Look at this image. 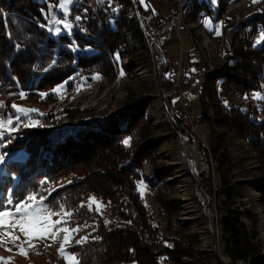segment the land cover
Returning <instances> with one entry per match:
<instances>
[{"label":"rangeland","instance_id":"1","mask_svg":"<svg viewBox=\"0 0 264 264\" xmlns=\"http://www.w3.org/2000/svg\"><path fill=\"white\" fill-rule=\"evenodd\" d=\"M42 1L47 2L48 6L46 28L50 36L59 39V36H69L73 32L74 37L94 45L91 40L81 38L83 34L76 30V27L68 26L67 19L76 14L73 9L78 7V0ZM216 1L209 2L211 15H200L198 21L185 15L182 29L177 32L172 28L168 30L166 23L164 28L155 34L153 46H150L151 41L144 38L140 22L139 29L143 39L141 48L132 54L124 55L120 62H117L118 65L113 57L109 58L113 70L107 68L104 75L93 72L77 76L49 91H21L12 105L31 111L18 113L12 105L5 106L2 102L0 120L11 117L17 129L15 132L6 131V137L12 133L22 134L32 128L54 133L87 126L92 129L118 113L130 110L138 111V114L140 112L142 116L136 123L137 127L134 124V134L122 137V142L130 138L129 152L122 155L123 160L118 159L114 170L122 171V167L130 164L141 148L144 149L145 154L138 157L142 163L138 192L152 218V224L166 237L173 234L181 239L195 237L194 241L192 238L190 240L194 250L207 258L205 264H232L225 254V245L221 239L220 220L229 216L227 207L229 211L240 214L238 222L249 235L254 236L260 255H264V203L260 190L264 187V176L262 162L247 140L238 133L240 130L235 129L232 114L228 111L232 108L244 112L250 110L255 113L257 119L264 120V92H252L241 98H221L216 94L214 79L212 83L209 80L210 88L205 85V96L201 97L199 91L203 75L216 78L218 73L229 67L231 30L250 22L257 15H264V12L258 7L259 1L263 0H248L246 5L240 2L230 3L223 9L221 16H225L228 23L237 16L245 20V23L234 28L231 24L222 27L220 22L213 19ZM104 5L115 13L110 0L98 1V8L105 7ZM148 6L150 14L146 16L145 22L155 19L150 18L151 14L157 18H168L173 8L172 4L165 0H149ZM98 17L101 22L97 28L100 45L102 42L104 44L102 32L105 33L110 27H114V24L111 16L100 14L99 9ZM205 21L208 23L205 24ZM217 29L219 35L216 34ZM122 32L126 36V32ZM262 37L264 32L253 34V46H259L264 40ZM155 47L159 48L161 59L164 56L163 51L166 53L167 58L165 57L163 62L169 64L167 78L173 81V84H163L162 69L159 62L156 63L153 59ZM90 50V46H84V51ZM191 61H198V72L189 67ZM127 66L128 71H125ZM84 76H91L92 82L86 83ZM25 124L34 126L25 127ZM120 137L121 135L118 138ZM4 145L5 143L0 144V150ZM114 146L117 147L116 143ZM0 155H3L1 151ZM92 161L95 162L92 166L78 165L75 170L79 169L83 173L94 170L92 174L97 172L106 177L102 169L97 168L98 161L95 156ZM109 162L104 161V168L107 165L112 166V162ZM1 167L2 164L0 172ZM69 182V178H66L61 184ZM224 183L234 192L233 199L229 201L232 204L227 203L225 197L219 199L218 191ZM260 184V188H256ZM159 187V195L161 194L167 206L171 208L169 220L172 225L168 224V228L155 200V191ZM90 197L100 206L99 210H96V204H93L94 213L103 219L106 226H111L115 218L111 215L109 202L90 194L87 207ZM14 207L15 204H9L5 209L0 207V210L14 212ZM43 207L48 209L45 201ZM60 218L55 215L52 217L53 220ZM61 227L78 229L71 233L70 241L65 245L70 252L72 246L78 245L76 241L82 237L87 239L95 226L92 223L82 226H71L67 223ZM13 232L19 237L16 241L3 236V229H0V238L6 241L0 245V264H66L65 259L58 253L65 233L60 232L55 240L34 239L30 242L33 246L29 247V242H26L19 228L13 229ZM21 246L27 255L19 253ZM196 255H184L180 258V264H198ZM236 264L248 263L238 261Z\"/></svg>","mask_w":264,"mask_h":264},{"label":"trees","instance_id":"2","mask_svg":"<svg viewBox=\"0 0 264 264\" xmlns=\"http://www.w3.org/2000/svg\"><path fill=\"white\" fill-rule=\"evenodd\" d=\"M110 1L116 14L107 5L98 9L100 14L111 16L114 27L102 32L104 44L93 45L74 37L72 32L69 36H59V39L50 36L46 28L48 6L45 1L0 0V103L12 105L21 91H49L77 76L93 72L104 75L107 68L114 69L109 58L113 57L117 64L124 55L140 49L143 39L135 5L129 0ZM237 1L217 0L213 19L218 21L223 9ZM209 2L189 0L186 17L198 21L200 15H211ZM75 11L79 17L82 13L80 5L73 9ZM150 18L157 16L150 15ZM258 31L264 32V15H257L250 22L231 30L229 67L218 73L216 78L202 76L201 97L206 95L205 85L210 88L209 80L212 83V79L216 94L221 98H241L252 92H264V40L259 46L252 43V36ZM84 46H90L91 50L84 51ZM153 53V59L162 69L163 84H173L167 78L169 64L163 62V57L161 59L159 48L155 47ZM124 70L128 71V66ZM131 111L118 113L92 129L87 126L54 133L32 128L0 139V144L5 143L0 151L6 158L0 173V207L5 209L9 200L16 204L35 193L37 199L40 195L45 197L48 209L59 211L63 205L71 211L73 215L68 225L92 223L95 227L86 241L70 248L79 264H180L181 257L195 253L198 264H205L207 258L194 250L192 241L195 237L181 239L176 234L166 237L152 224L138 192L142 167L138 157L145 154L144 149L141 148L136 158L122 167V171L113 168L118 159L123 160L122 155L129 152L128 146L122 142L123 135L132 136L134 124L142 116L138 111ZM228 112L232 114L235 129L240 130L238 133L262 162L264 176V120L257 119L250 110L244 112L232 108ZM94 156L98 161L97 168L102 169L106 177L97 172L92 174L94 170L91 174L75 170L78 165L92 166ZM107 160L112 162V166L104 168ZM66 178L70 182L61 184ZM261 184L255 187L260 188ZM260 190L264 203V187ZM160 191V187L155 191V200L168 228V224L172 225L169 220L171 208L159 195ZM90 194L109 202L111 215L115 218L111 226H106L100 216L88 209L86 203ZM218 196L231 203L234 192L224 183ZM226 210L229 216L220 220L226 256L232 264L238 261L264 264V255H260L254 236L249 235L238 222L240 214L229 211L228 207Z\"/></svg>","mask_w":264,"mask_h":264},{"label":"snow or ice","instance_id":"3","mask_svg":"<svg viewBox=\"0 0 264 264\" xmlns=\"http://www.w3.org/2000/svg\"><path fill=\"white\" fill-rule=\"evenodd\" d=\"M65 2H67V0H65ZM77 19H79V17ZM207 23L208 21H205V24ZM216 34H220L218 29ZM262 39H264V37H262ZM21 95H23V93H21ZM12 108L16 109L18 113L31 111L18 108L16 105H12ZM17 119H19V117H17ZM24 126L31 127L34 125L25 124ZM16 130L14 121L11 117L7 120H0V137H4L6 131L15 132ZM10 142L11 139H9V143ZM123 143L125 146H128L130 144V138L125 139ZM4 162L5 156L0 155V164H3ZM44 200L45 197L43 195H40L39 199H37V195L33 193L17 202L14 207V212L12 210H0V229H3L2 235L7 236L11 241H16L19 237L14 234L13 229L19 228L20 232L26 238V242H29V247H32L33 245L30 242L34 239L51 238L55 240L57 235L60 232H63L65 235L63 237V242L60 244L58 249V253L65 259L66 264H79L76 255L68 252L65 247V245L70 241L71 233L77 231L78 229L61 227V225H66L70 221L73 213L66 210L63 205L60 206L59 211L47 209L43 207ZM8 203L11 204L12 201L9 200ZM93 204H96V210H99V204L94 198L90 197L88 201L89 210H92ZM54 215L61 218L53 220L52 217ZM85 239L86 238L82 237L81 240L76 241V243L80 244L84 242ZM5 243L6 241L3 238H0V245ZM18 251L21 255H27L22 246L19 247ZM5 264H7V262H5Z\"/></svg>","mask_w":264,"mask_h":264},{"label":"built area","instance_id":"4","mask_svg":"<svg viewBox=\"0 0 264 264\" xmlns=\"http://www.w3.org/2000/svg\"><path fill=\"white\" fill-rule=\"evenodd\" d=\"M84 1H85V9H86V11H88V7H89L88 0H84ZM148 1L149 0H144L145 4L147 6V10H144L141 7L139 0H135V10H136L137 15H138V21L141 22V24H142V28L144 30H148L149 38H150V41L152 42V45H153V44H155V39H156L155 34H158V32H160L164 28V25H166V23L168 24L169 28L175 29L176 32L179 31L177 28V20L181 16L179 13V6H180V1H182V0H165L169 3H171L173 6L170 16L168 18L161 17V18L150 19V20L145 22V20H147L145 15H148L150 13ZM238 2L246 5L248 0H239L235 3H238ZM235 3H233V4H235ZM258 7L261 9V11L264 12V7L262 4V1H259ZM75 13H76V11H75ZM226 13L227 12H225V14ZM77 18H78V16H76V14H72V16L68 17L67 23H68L69 28L70 27H80V29H82V25H84V24L81 23V19H77ZM218 22H220L222 27L226 26V24H231L232 28H234V27H236V25H240L241 23H245V20H243L237 16V17L233 18L228 23V20L226 19V17L221 16L219 18Z\"/></svg>","mask_w":264,"mask_h":264},{"label":"bare ground","instance_id":"5","mask_svg":"<svg viewBox=\"0 0 264 264\" xmlns=\"http://www.w3.org/2000/svg\"><path fill=\"white\" fill-rule=\"evenodd\" d=\"M98 1L99 0H88L89 7H88V11H86L85 1L78 0V4L80 5V8L82 10V13L79 16V18L81 19V23L84 25H82V29H80V27H76V30H79L80 33L83 34V37H81L82 35L80 36L81 38L86 39V40H91L94 43V45L95 44L99 45L100 43V41L98 40L99 34H98V29H97L99 28L98 25L101 24L99 20L100 18L98 17ZM129 1L135 5V0H129ZM188 1L189 0L180 1L179 13L181 16L177 20L178 30L182 29L183 19L185 17V11L188 7ZM262 4L264 7V0L262 1ZM237 26L239 27V25H236V27ZM142 32L144 34V38H147V40L150 41L148 30H144L142 28ZM150 46H153L152 42H150Z\"/></svg>","mask_w":264,"mask_h":264},{"label":"crops","instance_id":"6","mask_svg":"<svg viewBox=\"0 0 264 264\" xmlns=\"http://www.w3.org/2000/svg\"><path fill=\"white\" fill-rule=\"evenodd\" d=\"M78 6H79V4H78ZM152 15V14H151ZM169 29H171V28H168V30ZM167 32V31H166ZM209 33H212V32H209ZM161 38H163V37H161ZM161 43H160V45L162 44V40L160 41ZM163 60H165L166 58H167V56H166V53L163 51ZM166 57V58H165ZM188 60H189V58H188ZM199 63H198V61L196 62V61H191V62H189V67H192L191 69H193V71L194 72H198L199 71ZM186 69H189V68H186ZM196 70V71H195ZM201 73V72H200Z\"/></svg>","mask_w":264,"mask_h":264},{"label":"water","instance_id":"7","mask_svg":"<svg viewBox=\"0 0 264 264\" xmlns=\"http://www.w3.org/2000/svg\"><path fill=\"white\" fill-rule=\"evenodd\" d=\"M139 2L141 4V7L144 10H147V6H146L144 0H139ZM84 80L86 81V83L90 84L92 82V77L91 76H84Z\"/></svg>","mask_w":264,"mask_h":264}]
</instances>
